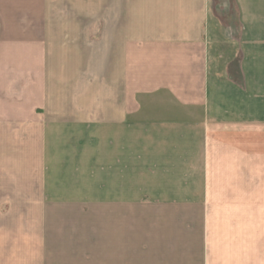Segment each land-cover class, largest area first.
Here are the masks:
<instances>
[{
	"label": "crops",
	"instance_id": "1",
	"mask_svg": "<svg viewBox=\"0 0 264 264\" xmlns=\"http://www.w3.org/2000/svg\"><path fill=\"white\" fill-rule=\"evenodd\" d=\"M0 264H264V0H0Z\"/></svg>",
	"mask_w": 264,
	"mask_h": 264
},
{
	"label": "rangeland",
	"instance_id": "2",
	"mask_svg": "<svg viewBox=\"0 0 264 264\" xmlns=\"http://www.w3.org/2000/svg\"><path fill=\"white\" fill-rule=\"evenodd\" d=\"M94 179L97 181V177H94ZM78 182H81V181H80V179H77V177H76V183H78ZM76 194H80L81 195L82 193H76Z\"/></svg>",
	"mask_w": 264,
	"mask_h": 264
}]
</instances>
